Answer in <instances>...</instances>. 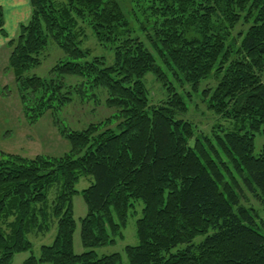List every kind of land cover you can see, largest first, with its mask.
Here are the masks:
<instances>
[{"label": "trees", "instance_id": "trees-1", "mask_svg": "<svg viewBox=\"0 0 264 264\" xmlns=\"http://www.w3.org/2000/svg\"><path fill=\"white\" fill-rule=\"evenodd\" d=\"M142 1L137 7L151 22L145 37L155 55L134 36L121 0H29L28 21L7 43L24 118L33 123L47 112L55 118L95 88L116 110L117 124L62 128L71 149L60 157L0 153V264H12L22 252L30 253L22 264H124L121 254L98 257L94 249L123 239L139 202L138 244L124 248L126 264H264V223L242 204L246 191L264 206V143L254 155L255 135L264 137V0ZM240 23L247 30L235 34ZM83 24L112 47V65L88 59L80 47ZM0 35L7 38L1 7ZM50 41L68 59L47 78L27 76ZM164 69L194 86L215 78V87L204 91L207 108L237 128L195 138L193 125L179 118L187 107ZM148 73L165 90L155 106L144 82ZM65 76L81 81L66 85ZM81 178L93 182L78 192ZM76 194L86 206L81 254L73 249ZM52 221L56 236L35 256L27 236L47 233Z\"/></svg>", "mask_w": 264, "mask_h": 264}, {"label": "rangeland", "instance_id": "rangeland-1", "mask_svg": "<svg viewBox=\"0 0 264 264\" xmlns=\"http://www.w3.org/2000/svg\"><path fill=\"white\" fill-rule=\"evenodd\" d=\"M125 11L132 23L134 36L139 37L145 42V45L155 53L151 48V43L147 42L145 34L151 33L150 25L145 16L138 11L139 0H121ZM141 2H143L141 0ZM142 4V3H141ZM137 12L133 14L131 10ZM30 17V16H29ZM28 21V20H27ZM26 21V22H27ZM24 22V23H26ZM144 24L143 30L139 25ZM23 24V23H21ZM20 25V24H19ZM84 36L80 38V47L88 50L92 57L104 58L106 65L113 64V50L110 45H101L94 37L91 29L83 24ZM19 27V26H18ZM247 25L240 23L236 26L234 33L244 32ZM139 28V29H138ZM18 34V28L15 36L4 40V44L0 47V153L19 155L23 158L32 159L38 155L48 157H60L68 153L71 149L70 143L61 136L62 128L69 131H81L86 129L90 124H99L110 119L109 127L113 128L117 123L114 115L116 110L105 106V94L100 89L88 88L86 97L80 99L74 97L72 102L63 109L59 110L55 118L50 112L45 113L36 121L31 123L26 120L21 111V103L14 81V76L9 69V55L11 48L7 46L9 40L15 39ZM155 55V54H154ZM68 58L52 41L48 43L46 51L42 54V62L40 66L27 72V76L36 75L38 77H49L50 71L58 62L66 61ZM159 64V62H158ZM160 65V64H159ZM164 71L170 83L173 84L177 93L181 95L186 107V114L179 118L189 121L195 129V138L202 140L203 138H213V134H221L222 131H232L237 128L235 122L210 112L207 108V100L204 91L208 88L213 89L217 84L215 78L199 82L196 86L185 83L182 78L178 80L170 71ZM261 79L264 82V70L261 73ZM81 78L74 76H65L66 85H76ZM145 86L148 91V97L151 105H158L165 100V90L162 85L157 82L156 77L152 73H148L144 78ZM264 137L256 134L254 139V155L261 152ZM93 182L92 178H81L75 189L78 192L89 187ZM56 189H52L49 193V205L55 196ZM242 204L246 208L255 211L257 215V224L264 223V206L252 193L244 192ZM73 215L76 222V230L73 236V249L75 254H81L85 250L80 241V219L86 214V206L80 194H76L72 200ZM142 204L139 202L136 206V215L131 212L123 230V239L117 240L114 245L100 247L94 249L98 257L119 253L122 255V261L127 263L124 253L126 246H136L138 240L136 237V220L141 217ZM56 221L50 223V229L47 233H31L27 239L33 246V254L39 256L40 247L42 245H50L56 236ZM203 237H197L195 242H199ZM30 256L29 252L15 254L12 258V264H22V262Z\"/></svg>", "mask_w": 264, "mask_h": 264}, {"label": "crops", "instance_id": "crops-1", "mask_svg": "<svg viewBox=\"0 0 264 264\" xmlns=\"http://www.w3.org/2000/svg\"><path fill=\"white\" fill-rule=\"evenodd\" d=\"M4 15V30L10 37L15 36L19 24L26 22L30 16L29 0H0ZM0 35V47L4 40Z\"/></svg>", "mask_w": 264, "mask_h": 264}]
</instances>
